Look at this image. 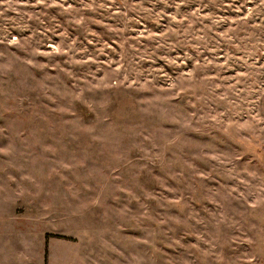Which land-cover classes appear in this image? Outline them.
<instances>
[{
	"label": "rangeland",
	"instance_id": "374dc122",
	"mask_svg": "<svg viewBox=\"0 0 264 264\" xmlns=\"http://www.w3.org/2000/svg\"><path fill=\"white\" fill-rule=\"evenodd\" d=\"M0 264H264V0H0Z\"/></svg>",
	"mask_w": 264,
	"mask_h": 264
}]
</instances>
